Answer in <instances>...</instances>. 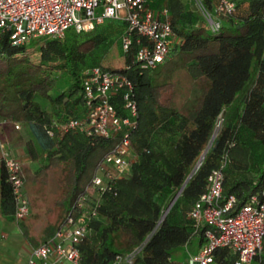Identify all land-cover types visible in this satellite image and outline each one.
I'll return each mask as SVG.
<instances>
[{"label": "trees", "instance_id": "16d2710c", "mask_svg": "<svg viewBox=\"0 0 264 264\" xmlns=\"http://www.w3.org/2000/svg\"><path fill=\"white\" fill-rule=\"evenodd\" d=\"M234 2L233 13L220 17L219 30L212 32L183 0L164 4L147 0L156 13L161 8L168 10L174 43L160 64L144 71L134 58L140 45L135 37L127 51L121 47L126 28L123 20H104L90 31H72L69 37L37 39L35 59L26 47L13 46L8 32L0 30V119L35 126L46 161L35 175L50 160L72 167L73 182L63 197L68 199L64 214L118 136H86L73 131L49 137L45 130L53 121L84 117L82 73L101 67L109 45L119 41L123 65L101 68L124 74L132 82L137 105L136 126L131 132L134 159L128 173L116 182L115 194L101 196L97 215L89 220L78 245L79 264H113L116 256L124 258L135 249L132 264H183L181 259L203 242V226L195 224L189 211L205 191L207 175L222 160V194L235 197V208L251 195L260 194L264 185V0ZM203 5L211 9V0H203ZM179 77L196 88L182 108L171 99L173 81ZM113 101L120 109L117 95ZM119 114L125 115L120 110ZM208 144L200 165L159 222ZM14 210L0 159V213L12 221ZM60 223L44 226L37 238L26 235L24 220L17 224L37 247ZM179 250L183 253L177 256ZM215 260L217 264H235L236 255L222 249L215 252ZM249 264H264V236L261 251Z\"/></svg>", "mask_w": 264, "mask_h": 264}, {"label": "built area", "instance_id": "2783aa9c", "mask_svg": "<svg viewBox=\"0 0 264 264\" xmlns=\"http://www.w3.org/2000/svg\"><path fill=\"white\" fill-rule=\"evenodd\" d=\"M194 1L212 32L219 30V18L232 14L235 9L234 0H211V9L203 5V0ZM106 18L126 23L121 35L123 51L129 49L132 36L140 44L134 55L140 71L154 69L174 43L168 10L161 8L156 13L147 0H0V30L8 32L13 46L27 47L36 38H63L70 28L75 32H87ZM81 88L84 117L53 121L45 130L46 134L54 137L77 131L86 136H118V139L97 164L54 234L30 249L25 264H79L78 245L87 233L89 220L97 215L101 196L115 194L116 182L128 173L134 159L131 132L136 126L137 105L132 82L124 74L94 66L82 73ZM116 95L120 99V109L113 101ZM119 110L125 115H120ZM0 159L15 202L14 221L18 223L29 215L21 162L2 144ZM224 165L222 160L209 172L205 191L189 211L195 224L203 226V242L195 252L187 255L185 264H217L215 252L222 249L236 255L235 264H249L262 249L264 185L260 194L251 195L243 205L235 208V197L222 194ZM136 252L137 249L124 258L116 256L113 264H132Z\"/></svg>", "mask_w": 264, "mask_h": 264}, {"label": "rangeland", "instance_id": "374dc122", "mask_svg": "<svg viewBox=\"0 0 264 264\" xmlns=\"http://www.w3.org/2000/svg\"><path fill=\"white\" fill-rule=\"evenodd\" d=\"M159 1L164 4L167 0ZM183 1L188 9L203 18L194 0ZM96 14L98 15V10ZM104 20L109 21L111 18ZM72 31H74L72 28L66 30L64 36L69 37ZM48 40L51 39L42 38V41ZM33 44L34 42H31L26 47V51L32 59H35L38 53L33 49ZM108 48L109 50L101 60V67L115 69L122 66L123 57L120 54L119 41L114 40ZM195 89V86L186 78H176L171 89V99L177 107L182 108V105L189 103ZM15 125H18V128H15ZM9 135L12 139H10ZM40 141V137L31 131L30 128H27L25 122L14 121L13 123H6L0 119V145L8 146L11 155L17 158L22 166L21 173L24 176V193L28 199L29 215L24 220L26 225L21 226L25 228L28 236H37L44 226L57 224L62 220L64 207L68 205V199L63 197L73 182L72 167L57 160H50L49 164L38 175H35L42 161L40 158L42 153ZM24 237L25 235L20 225L0 213V263L4 262V259H14L25 253ZM196 241L197 237H194L192 243H196ZM182 253L180 250L176 252L177 256ZM181 260L185 264L186 259Z\"/></svg>", "mask_w": 264, "mask_h": 264}, {"label": "crops", "instance_id": "0c3cea01", "mask_svg": "<svg viewBox=\"0 0 264 264\" xmlns=\"http://www.w3.org/2000/svg\"><path fill=\"white\" fill-rule=\"evenodd\" d=\"M37 39H40V38H36V39H33L31 42H36V40ZM42 40V39H41ZM30 42V43H31ZM29 46V45H28ZM27 46V47H28ZM33 48H34V44H33V46H32ZM81 108V107H80ZM79 109V108H78ZM79 112H81L80 114L83 116L84 115V110H83V108H81L80 109V111ZM25 124L27 125V128H30V130L31 131H33L35 134H36V131H35V126L32 124V123H26L25 122ZM40 158H41V163H40V168L44 165V162H45V164H46V161H45V158H44V155H40ZM42 162H43V164H42ZM21 168H22V166H21ZM168 205V204H167ZM166 208V207H165ZM170 209V208H169ZM169 211V210H168ZM167 211V212H168ZM166 215V214H165ZM13 222H15L14 220H12ZM60 222V221H59ZM58 222V223H59ZM24 223H25V221H24ZM39 235V234H38ZM37 235V236H38ZM37 236H34V235H32V237H34V238H37ZM25 238V237H24ZM192 242H193V239H192ZM193 245H195V243H192ZM33 246L31 245V243H29V241L25 238V253L23 254V255H21V256H18L17 258H14V259H4V262H2V263H0V264H25L26 263V259H27V257H28V255H29V253H30V249L32 248Z\"/></svg>", "mask_w": 264, "mask_h": 264}, {"label": "water", "instance_id": "95a60500", "mask_svg": "<svg viewBox=\"0 0 264 264\" xmlns=\"http://www.w3.org/2000/svg\"><path fill=\"white\" fill-rule=\"evenodd\" d=\"M214 137V133L211 136V139ZM209 145L202 151V153L200 154L198 160L196 161L194 167L192 168V170L189 172L188 176L186 177L185 181L183 182L182 186L177 190V192L175 193V195L173 196V198L170 200V202L168 203V205L166 206L164 212L162 213L159 222L161 220H163V218L165 217V214L167 213V211L169 210V208L171 207V205L173 204V202L175 201V199L177 198V196L179 195L180 191L182 190L184 184L186 183V181L188 180V178L193 174V172L195 171V169L200 165V162L203 158L204 153L207 151Z\"/></svg>", "mask_w": 264, "mask_h": 264}]
</instances>
